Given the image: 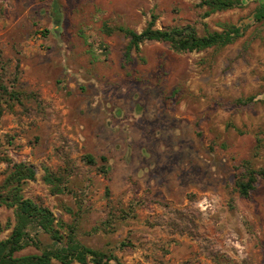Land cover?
<instances>
[{"label":"rangeland","instance_id":"1","mask_svg":"<svg viewBox=\"0 0 264 264\" xmlns=\"http://www.w3.org/2000/svg\"><path fill=\"white\" fill-rule=\"evenodd\" d=\"M201 1L0 0V77L10 84L18 73L16 87L42 100L0 117L1 139L15 138L2 148L37 170L23 194L68 223L75 217L65 207L77 212L83 199L78 239L122 264H264V177L251 198L234 178L243 160L264 167V19L223 47L176 52L146 40L131 60L129 38L103 30L141 31L154 11L157 27L193 24L204 35L253 19L264 2L205 16ZM86 153L108 157V176ZM66 156L69 192L53 193L43 165L58 171ZM8 172L0 161V183ZM130 205L134 216L102 228L108 210ZM0 221L13 222L14 208L0 206Z\"/></svg>","mask_w":264,"mask_h":264},{"label":"trees","instance_id":"2","mask_svg":"<svg viewBox=\"0 0 264 264\" xmlns=\"http://www.w3.org/2000/svg\"><path fill=\"white\" fill-rule=\"evenodd\" d=\"M243 0H202L201 6H207L205 16L219 11L242 6ZM264 19V2L260 3L253 19H243L240 23H222V30L210 31L200 35L193 24L175 25L168 28L157 27L158 14L154 11L146 26L137 31L123 25L111 26L104 23L103 30L107 34L116 31L123 32L129 43L126 49V58L131 60L132 52H141V45L146 40L165 41L170 43L176 52L202 50L208 47H223L235 42L241 37L252 21ZM0 69L6 70L0 47ZM18 73H15L10 84L0 77V117L6 110L13 111L17 103L24 105L25 99H34L41 107L42 100L37 92L26 91L16 87ZM253 97L238 99V103L251 102ZM27 108V107H26ZM5 139L0 137V161L8 164L9 172L0 183V206L14 208V222L4 224L0 221V234L11 226L10 234L0 239V264H122L121 259L113 250L94 248L82 242L77 237L78 216L81 214L83 199L79 200L80 206L76 211L70 206L65 210L73 214L74 222L68 223L57 217L46 205L36 202L23 194L24 184L36 178V167L25 160L16 161L2 148L5 143L13 144L15 138L6 134ZM259 141V145L261 146ZM83 160L91 165H97L98 170L108 176L111 167L106 155L96 156L86 153ZM64 168L55 171L49 165H43L44 180L51 185L53 193L69 192L67 185L69 175L74 171L71 161L66 156ZM235 172V190L241 197L251 198L252 191L257 187L259 176L264 177V167H255L250 160H243ZM110 196L109 187L106 190ZM134 207L111 208L102 222L105 231L114 229L115 222L120 218L134 216ZM131 244L129 239L121 241L120 247ZM34 247L37 251L19 254L20 251Z\"/></svg>","mask_w":264,"mask_h":264},{"label":"crops","instance_id":"3","mask_svg":"<svg viewBox=\"0 0 264 264\" xmlns=\"http://www.w3.org/2000/svg\"><path fill=\"white\" fill-rule=\"evenodd\" d=\"M2 222V221H1ZM14 222V221H13ZM2 239H4V238H2ZM29 248V247H28ZM30 248H34V247H30ZM35 249V248H34ZM37 250L35 249V251L34 252H36ZM29 253H32V252H29ZM20 254V253H19ZM23 254H26V253H23Z\"/></svg>","mask_w":264,"mask_h":264}]
</instances>
